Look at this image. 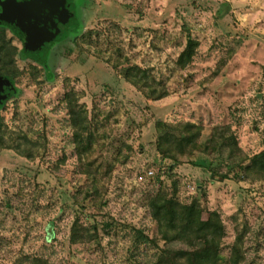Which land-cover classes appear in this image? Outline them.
<instances>
[{
    "label": "rangeland",
    "instance_id": "obj_1",
    "mask_svg": "<svg viewBox=\"0 0 264 264\" xmlns=\"http://www.w3.org/2000/svg\"><path fill=\"white\" fill-rule=\"evenodd\" d=\"M75 8L83 26L54 46L52 80L0 31L18 88L0 109V264H160L187 244L165 239L149 205L157 195L220 214L218 264H264V179L239 154L157 150L158 122L195 124L197 144L229 127L243 165L264 150V0ZM189 38L197 47L181 67Z\"/></svg>",
    "mask_w": 264,
    "mask_h": 264
},
{
    "label": "trees",
    "instance_id": "obj_2",
    "mask_svg": "<svg viewBox=\"0 0 264 264\" xmlns=\"http://www.w3.org/2000/svg\"><path fill=\"white\" fill-rule=\"evenodd\" d=\"M76 1L66 0V6L71 8L70 13L74 22L68 26L61 25L62 33L50 43L48 48L39 50L34 55V59L44 67L51 80L54 79V73L51 69L50 57L54 46L67 38H77L83 26L82 22L77 19ZM2 39L0 57L5 54L7 47L4 38ZM196 47L197 42L189 38L186 48L178 58V64L181 67H185L190 63ZM14 49L17 52V48L14 47ZM20 54L23 57L28 56L23 50L20 51ZM9 64L0 65V74L13 82L15 86L13 95H16L18 88L15 85V73L10 67L7 68ZM163 95H166V93L160 97ZM67 101L74 125L82 130L86 129L83 115L80 110H76L77 103L73 99L72 94H67ZM157 125L162 131L157 139V150L162 159H176L177 156L184 155L190 148L221 155L227 152L226 158L229 160L239 154L241 158L236 163H239L244 171L254 173L264 179V150L252 156L248 161V165H243L246 162L242 156L243 152L239 148L236 138L229 133V127H215L211 136L204 143L197 144L193 140L197 126L193 123L168 124L158 122ZM149 205L152 217L158 222L165 239L180 240L187 244L186 250L167 252L165 257L162 256L160 258V264H218L222 240L226 234L225 225L218 212L214 211L204 219L202 209L199 206H188L174 199L160 198L159 195L153 197ZM139 234L142 235L140 231Z\"/></svg>",
    "mask_w": 264,
    "mask_h": 264
},
{
    "label": "water",
    "instance_id": "obj_3",
    "mask_svg": "<svg viewBox=\"0 0 264 264\" xmlns=\"http://www.w3.org/2000/svg\"><path fill=\"white\" fill-rule=\"evenodd\" d=\"M66 0H31L18 3L10 1L3 5L0 13V25L11 28L22 40L24 53L33 58L39 50L48 48L62 33L60 26L74 22L69 9L64 6ZM6 2V1H5ZM15 86L7 77L0 75V107L13 96Z\"/></svg>",
    "mask_w": 264,
    "mask_h": 264
},
{
    "label": "flooded vegetation",
    "instance_id": "obj_4",
    "mask_svg": "<svg viewBox=\"0 0 264 264\" xmlns=\"http://www.w3.org/2000/svg\"><path fill=\"white\" fill-rule=\"evenodd\" d=\"M6 1V2H5ZM10 1H13V0H0V13H2L3 12V5H5V6H10L11 4H8V3H11ZM18 3H22V2H28V1H31V0H16ZM64 6L66 7V8H68L69 9V12H70V10H71V8L70 7H67L66 6V1H65V3H64ZM5 30H8V31H10V32H12L16 37H18L17 35H16V33L11 29V28H9L8 26H6V25H0V31H5ZM18 39L22 42V40L18 37ZM11 45H12V42H11ZM22 45H23V42H22ZM24 49V45H23V48H22V50ZM13 57H14V59L16 58V54L15 55H13ZM23 57V56H22ZM7 59V56L4 54V55H2L1 57H0V65H2L3 63H4V61ZM1 75V74H0Z\"/></svg>",
    "mask_w": 264,
    "mask_h": 264
}]
</instances>
